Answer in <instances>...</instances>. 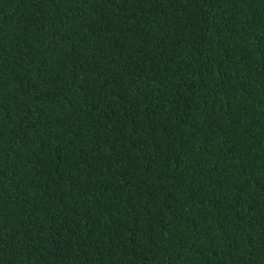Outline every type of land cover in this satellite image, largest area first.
Here are the masks:
<instances>
[{
  "label": "trees",
  "instance_id": "obj_1",
  "mask_svg": "<svg viewBox=\"0 0 264 264\" xmlns=\"http://www.w3.org/2000/svg\"><path fill=\"white\" fill-rule=\"evenodd\" d=\"M0 264H264V0H0Z\"/></svg>",
  "mask_w": 264,
  "mask_h": 264
}]
</instances>
